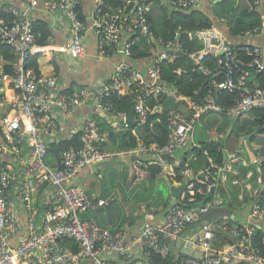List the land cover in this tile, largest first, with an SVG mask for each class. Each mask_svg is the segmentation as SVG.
Listing matches in <instances>:
<instances>
[{"label": "built area", "instance_id": "1", "mask_svg": "<svg viewBox=\"0 0 264 264\" xmlns=\"http://www.w3.org/2000/svg\"><path fill=\"white\" fill-rule=\"evenodd\" d=\"M25 1L30 9L38 4V0ZM121 1V6L111 8L108 0H98L90 24L77 12L83 0H52L47 8L62 13L68 21L72 33L66 53L73 61L85 56L86 38L91 29L103 56L110 54L111 47L113 52L130 58L131 47L145 39L157 42L159 49L152 60L144 67L123 61L114 69L108 82L101 86L84 85L56 93L57 76L45 75L27 66L39 37L33 30L30 12L15 4L5 5L0 0V43L11 45L17 56L11 74L3 71L0 74V103L7 99L6 88L13 87L15 91L8 110L4 111L1 105L0 113V264H120L106 257L105 253L119 257L126 264H135L140 259L128 246L123 230L103 228L96 221L81 219L82 213L104 207L106 200L90 198L83 187L74 184V180L82 170L118 154L105 147L108 138L100 123L84 117L80 144L58 156L49 152V144L60 140L57 136L60 118L75 114L82 106L90 105L111 113L128 126L129 113L117 111L108 100L113 94L133 93V111L141 124L149 123L153 134L157 133L156 123L149 122V117L163 110L160 99L173 96L175 92L163 80L162 64L187 54L188 50L179 35L174 40L152 37L148 17L153 0ZM170 3L176 9L191 11L199 6L200 0H170ZM257 31H247L242 37L249 38ZM189 35L203 43V48L188 53L198 69L212 75L203 60L207 55L219 56L214 78L221 74L224 78L220 82L214 79L213 83L221 90H240L241 99L225 110L210 91L201 102L189 99L186 111L169 110L166 123L170 136L162 145L147 142L137 135L135 129L132 130L138 144L129 152L136 168L146 164L145 155L160 157L185 146L193 137L195 126L208 114L226 112L230 118H236L264 107V88L247 87L244 79L250 72H243L241 77L236 72L243 66L238 55L240 50L251 56V62L245 64L252 70L263 71V46L243 45L247 47L240 48L238 43L212 29L197 30ZM152 99L157 102L154 106L148 103ZM210 162L211 167L202 173L203 177L196 178L205 186L198 188L195 181H185L184 190L170 207L165 223L148 224L142 229L139 240L144 254L140 264H264L252 245V237L260 224L258 220L264 219V209L257 199L254 203L252 200L248 215L240 218V211L246 208L244 189L251 192L252 197L260 196V188L253 187L250 182L255 179L262 184V178L256 175L262 172L260 160L233 152L223 165L212 159ZM156 164L162 168L160 177L173 173L174 169L167 160L161 159ZM241 169H246L245 176ZM182 174L188 179L191 173L184 169ZM212 174L214 181H210L209 175ZM232 190L239 192L236 201L242 205L238 206L230 199ZM227 210L235 215L234 219L225 216L207 221L205 218L209 213ZM148 218L153 215L149 214ZM158 230L164 231L171 240L182 239L183 245L201 250L202 260L193 256L180 258L181 261L170 260L174 253ZM188 231L192 234L188 235ZM217 231L227 233L231 243L223 247L216 244ZM67 238L80 244L78 252H72L64 245ZM153 254L160 257L158 262L154 261Z\"/></svg>", "mask_w": 264, "mask_h": 264}, {"label": "crops", "instance_id": "2", "mask_svg": "<svg viewBox=\"0 0 264 264\" xmlns=\"http://www.w3.org/2000/svg\"><path fill=\"white\" fill-rule=\"evenodd\" d=\"M52 0H38V4L31 9L29 8L28 3L25 0H1L2 3L5 5L15 4L24 10H28L31 14V19L33 22L39 21L42 24H45L47 28L50 30L51 36L50 38L45 41L44 43L38 42L36 43V50L31 55V58L35 57L37 59L39 71L45 75H54L58 77L56 93L59 91H70L72 89H78L79 86H101L108 82V79L114 69L123 61L132 62L129 57L124 56L123 54L116 52L109 56H103L99 53L98 44H97V37L95 36L93 30H89L86 38V54L85 56L78 61H73V58L66 53V48L71 39V29L68 24V21L65 17H63L62 13L58 11L49 10L47 5ZM166 1V0H165ZM98 0H83V3L79 9V15L84 21H87L89 24L91 23L92 19V11L95 5L97 4ZM168 2V0L166 1ZM249 0H200L199 6L195 9L199 12L201 16L207 17L212 23V30H218L223 35L228 37L229 39L234 37L228 36V32H230V19L236 13V10L239 6H248ZM167 4V3H166ZM255 5H257L259 12L262 14L263 24L261 27H256L253 31H257L256 34L249 38L244 37H235L238 38L235 40V43L238 44H251V45H260L264 47V0H256ZM170 8V6L168 5ZM222 7L229 9L228 13L223 15ZM210 30V29H208ZM251 31V32H253ZM39 37H41V33L37 32ZM231 33V32H230ZM180 39V37H178ZM5 45H9L6 43H2ZM11 46V45H10ZM41 47H45L43 50ZM12 54L14 55V59H6L3 56V52L0 49V74H11L12 67L14 62L17 59V56L14 52L13 47ZM172 60V59H171ZM195 62V61H194ZM139 67H144L147 62L137 60L132 62ZM196 64V63H195ZM174 89V87H172ZM173 96H165L169 98H174L173 103L177 102L180 103L178 108L175 110H182L185 111L188 109V100L181 99L182 97L178 96L176 90L174 89ZM7 99L0 103L3 105L4 111H7L9 105H11L10 100L13 98L15 91L13 87L6 88ZM130 94V93H129ZM127 95V94H126ZM183 100V101H182ZM165 105V104H164ZM134 119L137 121L136 125H133L130 121L128 126H125L124 122L115 115L111 113L102 111L97 109L96 107L86 105L80 107L78 111L70 115L68 117H61L59 122V129L57 136L60 139H70L72 137H77L79 140V134L81 131V123L84 117H91L94 120H97L105 135L108 138V141L105 144L107 149H110L116 153V159L112 161H102L100 164L93 166L92 168H86L82 170L77 178L74 180V184L83 187L87 193V195L92 199H105L106 205L104 206L105 210L99 212L102 215L107 226H103L97 219V215L94 216L92 221H96L101 227L111 229V230H118L121 229L125 233V238L128 246L134 252V256L140 258L142 260L144 254V247L142 242L139 240L142 229L148 225H162L165 223V217L172 206L171 199L173 198L172 193L170 191L171 186H180L185 181L194 180L201 176L207 169L201 167L198 170V174H195L194 168H190L192 164V159L195 160L197 156L191 152V146L197 145L193 139V137L200 136L202 133H197L196 131L193 134L192 139L183 147L177 148L174 153H170L166 159L169 164L172 166L173 173L164 178H158L155 180L153 184H151L146 191H144L145 186L142 183V177L138 175V169L134 166L133 163V155L129 152L131 149H127L124 146V143L121 141L127 131L129 130H136L137 135L143 139L149 141L151 137H155L153 132L150 129L148 123V129L144 127L145 124H141L138 116L134 111ZM130 114V113H129ZM216 117H220L219 113H212V118H214L215 123L212 121V125L209 128H205L204 131L206 133L209 131L210 141H219L227 147L224 151L225 155L228 158L229 153L238 152L242 157H246L248 159L251 158H259L256 156L248 141V134H243L246 130L242 128L243 126L253 125V121L245 118L242 122V126L238 129H235L236 132H232L228 135L227 130L225 127L222 128L221 121L222 119L216 120ZM235 120V119H234ZM202 123V122H201ZM203 125L206 124L205 122L202 123ZM256 125V123H255ZM78 129L77 132L73 135L74 130ZM169 131V130H168ZM111 132H113L114 136L112 137ZM133 132V131H132ZM239 134H241L239 136ZM170 136V132H169ZM202 139H200L201 141ZM207 140V139H205ZM112 145V148H109ZM114 145L116 147H114ZM177 151V152H176ZM190 153V154H188ZM188 155V157H186ZM162 157L156 154L145 155L143 158L144 161H148L151 164H156L157 161H160ZM209 156V160H210ZM184 159H187L186 161ZM212 159V158H211ZM225 159L224 162H226ZM103 162H110L105 166H101ZM186 164L189 166L187 170L190 171V177L194 175V179L183 177V182L176 181L177 176V167L181 164ZM261 164V163H260ZM244 176L246 174L244 169H241ZM182 175V174H181ZM258 177L262 178L261 174H256ZM94 177L98 178L99 182L95 184ZM170 177V178H169ZM171 179V182L169 181ZM250 182L252 183L253 187L260 188V196L263 190V180L262 184H258L257 180L251 179ZM136 185L139 187L136 189ZM122 188V193L124 192L123 200H121V204L125 199L129 198L131 201L127 203V206L130 204L131 208L129 211H120L117 207H114L111 211H108V197L109 192L112 191L110 194L111 196H117V189ZM167 187V189H166ZM137 190V194L141 197L140 200L132 199L133 194L130 195L128 192L131 189ZM49 192V190H48ZM237 193V197L235 196ZM259 196V197H260ZM259 197H252L251 192L247 189H244V202L245 204L249 201V206H246L243 210L240 211V218H245V215H248L249 209L252 207L250 203L258 201ZM239 198V192L237 190H232L230 199L236 204V199ZM170 200V206H166L165 202ZM242 205V203H241ZM153 215V218H148V215ZM259 223L264 224V219L258 220ZM197 228L200 225L196 226ZM188 235L192 233L190 231L187 232ZM66 247L70 249V246L63 242ZM71 250V249H70ZM178 254L185 255L181 253L179 250ZM174 254L178 255L177 252ZM106 257H110L115 263L126 264L122 261L119 257H115L109 253H105ZM187 256V255H186ZM189 256L188 258H191Z\"/></svg>", "mask_w": 264, "mask_h": 264}, {"label": "trees", "instance_id": "3", "mask_svg": "<svg viewBox=\"0 0 264 264\" xmlns=\"http://www.w3.org/2000/svg\"><path fill=\"white\" fill-rule=\"evenodd\" d=\"M167 1V0H166ZM165 0H153V6L152 11L149 15V23L151 26V34L152 37L155 39L162 38L164 40H174L178 35L180 37V40L183 42L185 47L188 50V53H192L195 51L200 50L203 48V43L201 40H199L196 37H191L189 34L192 32H195L197 30H208L212 28L211 21L205 17L201 16L197 10H180L176 9L172 6L170 3V0L166 2ZM256 0H249L248 6H239V8L236 10V13L230 19V32L234 37H242L247 31H253L256 29V27H261L263 24V18L262 14L259 12V9L257 5H255ZM108 3L111 8H116L122 5L121 0H108ZM167 3V4H166ZM170 6V8L168 7ZM80 7L77 9V12L79 13ZM81 18V16L79 15ZM82 19V18H81ZM83 20V19H82ZM32 27L35 32H40L41 37L38 39V42L44 43L47 41L50 36V30L47 28L45 24H42L39 21L33 22L32 21ZM135 35H132V38H134ZM253 46V45H249ZM240 48H244L247 46H239ZM0 49L3 52V56L6 59H14V55L12 54V48L10 45H5L0 43ZM157 42L151 41L147 42L145 39H141L137 43H135L131 47L132 55L130 59L132 62L141 60L144 62L151 61L156 50H158ZM116 52H113V50L110 47V54H114ZM181 55L179 58H175L172 60H169L162 64V76L163 80L166 84H168L170 87H174L176 90L178 96L182 97L181 99H192L197 100L199 102L203 101L205 97L208 95V93L211 91L214 95L217 102L220 104V106L227 110L231 108L238 100L241 99V91L238 90L236 92L227 91V90H221L217 88V86L213 83V80H217L218 82L222 81L224 78V74L219 75L214 78V74L217 71V68L219 66V56L215 55H207L204 60L203 64L207 67H209L212 70V75H206L202 71L198 69V66L195 64L193 58L188 55ZM108 55V56H109ZM238 55L241 58V61L243 62V66H240L237 68V75L238 77H241L243 75V72L249 71L250 74L245 77L244 81L247 87L253 88L255 86H260L264 88V70L259 72L256 70H252L251 67H249L245 63L251 62V56L247 55L245 51L240 50L238 52ZM27 66L34 68L36 71H39L37 59L35 57L27 60ZM179 71V72H177ZM41 73V72H40ZM212 81V82H211ZM111 104L113 105L114 109L117 111H123L127 113H131L133 111V106L135 104L134 102V95L133 93L127 94V95H117L113 94L108 99ZM174 98L164 97L160 99V102L163 106V110L160 113L153 114L149 117L150 121H155L156 123V130L157 135L154 134L155 137H151V139L147 142H156L158 144H164L169 139V131L167 128V113L171 109L178 108L179 103H173ZM183 101V100H182ZM150 106H154L157 104L156 100H149L148 102ZM165 104V105H164ZM0 113H1V105H0ZM220 117H223V120L221 121V124L228 132V135H230L235 129H239L242 126V122L245 118L249 119L250 121H253V125L243 126L242 128H245V132L243 134H248V141L249 145L253 151V153L258 156L261 164L260 167L262 169V172L260 173L262 175L263 180V190L262 194L258 199V203L264 209V107L253 109L249 112H245L242 115L236 117V118H230L226 112L225 113H219ZM212 115L204 116L202 119L209 118L210 121L207 119L204 120L206 123L205 125L210 127L213 123H215L214 118H211ZM235 119V120H234ZM216 120L218 121L219 118L216 117ZM211 122V123H208ZM203 123V122H202ZM256 123V125H255ZM146 129H148V123L144 125ZM206 133L204 131L202 135ZM112 137L114 136L113 132H111ZM200 135V136H202ZM241 134H239L240 136ZM200 136H194L193 139L196 142L197 145L191 146V152L194 153L197 158L195 160L192 159V164L190 165V168H194L195 174H198V170L201 167H204L205 169H209L211 167V162L209 160V156L212 158V161L214 163H217L219 165H223L225 161V150L227 147L225 144L219 142V141H210V140H201ZM192 139V138H191ZM121 141L124 143V146L127 149H134L136 148L138 144V138L137 136L131 131H127L125 136L121 138ZM80 144V141L78 138L72 137L70 139L62 138L59 141H55L49 144V152L53 155H60L61 152L69 149L70 147H76ZM188 153V154H190ZM188 157V155H186ZM210 158V159H211ZM185 161L187 159H184ZM189 166L186 164H181L177 167V176L176 181L183 182V170L187 169ZM138 175L143 174V177L141 179L143 185L145 186L144 191L148 189V187L155 182L160 177V173L162 171V168L160 165L157 164H151L148 161H146V164L144 166L137 168ZM246 170V169H244ZM213 171V169H212ZM182 174V175H181ZM141 176V175H140ZM210 181L215 180V176L209 175ZM172 177V176H170ZM169 177V178H170ZM171 182V179H169ZM194 181V180H192ZM198 188L205 186L204 184H201L197 181H195ZM228 205L231 204V201L229 198H227ZM170 200H167L165 202L166 206H170ZM238 206L241 205V203H237ZM252 205V203H250ZM246 206H249V201L246 204ZM243 210V209H242ZM218 238L216 239V244L220 243L221 247L228 245L231 243V238L229 235L223 231H217ZM264 224L259 226L256 229V233H254L252 237V245L255 249V253L259 254L261 258L264 260ZM64 242L70 246V249L72 252H78L81 248L80 244L74 240V239H65ZM155 255L154 261L158 262L160 260V257L157 254ZM189 256L181 255V254H173L169 257V259H176V261H181L180 258H188ZM143 259V258H142ZM141 260L135 261V264H140ZM245 264H257V263H246Z\"/></svg>", "mask_w": 264, "mask_h": 264}, {"label": "water", "instance_id": "4", "mask_svg": "<svg viewBox=\"0 0 264 264\" xmlns=\"http://www.w3.org/2000/svg\"><path fill=\"white\" fill-rule=\"evenodd\" d=\"M227 34L229 37H231V35H232L230 32H228ZM237 39L238 38H235V37L232 38V40H234V41ZM219 55H222V52L219 53ZM125 62H129V61H125ZM254 70H255V68H254ZM128 121H130L133 125L137 124V121L134 119V113H130L128 115ZM191 133H192V131H191ZM169 156H171L170 153H164L161 155L162 159H166ZM225 159H227L226 155H225ZM190 179H194V175H192L190 177ZM183 190H184V184H182L178 187L171 186L170 191H171L172 196H173V198L171 199L172 204H174L176 202V200L180 197ZM104 210H105L104 207H102L100 209H90L87 212L81 214V219L83 221H91L95 215H97L99 212H102ZM225 216H230L232 219L235 218V215L231 212V210H227L224 212H217V213H209L205 216V218L207 221H212L215 218H221V217H225ZM158 233L161 236L162 240L170 245L173 253H175V252H177V250H179L181 253H183L187 256H193L194 258H198V259L202 260L203 252L201 250H198V249L195 250L193 248L187 247L186 245H183L182 239L171 240L170 238L166 237V234L164 231L158 230Z\"/></svg>", "mask_w": 264, "mask_h": 264}, {"label": "rangeland", "instance_id": "5", "mask_svg": "<svg viewBox=\"0 0 264 264\" xmlns=\"http://www.w3.org/2000/svg\"><path fill=\"white\" fill-rule=\"evenodd\" d=\"M222 9H223V15L224 14H226V13H228V11H229V9H226V8H224V7H222ZM174 104H175V102H174ZM180 104V103H179ZM182 110H185V109H182ZM207 116V115H206ZM212 118V117H211ZM219 119H222L223 120V117H218ZM205 119H207L208 121H210V119L209 118H205ZM205 119H202L201 120V122H204V120ZM201 122H199V124H197L196 126H195V131L197 132V133H203L204 132V130H205V128H209L208 126H206L205 124L203 125ZM208 123H210V122H208ZM205 127V128H204ZM244 130H245V128H244ZM194 131V132H195ZM211 136H210V133H209V131L207 132V133H204L202 136H200L199 138L200 139H202V140H205V139H208V138H210ZM114 147H116L115 145H114ZM109 148H112V145H110V147ZM177 152V151H176ZM112 161H114V159H116V157H112V158H110ZM110 159H107V160H110ZM107 160H105V161H107ZM110 162H103L102 163V165L101 166H105L106 164H109ZM94 179H95V184H97L98 182H99V180H98V178H96V177H94ZM139 187V185H136V189ZM166 189H167V187H166ZM168 190V189H167ZM129 193H130V195L131 194H133V197H132V199H134V200H140V196L137 194V190H135L134 188L133 189H131V190H129L128 191ZM112 193V191H110L109 192V196H106V197H108V201H109V204H108V211H111L112 209H114V207H117V209L120 211V213L122 212V211H129L130 210V208H131V205L129 204L128 206H127V203L128 202H130L131 200L129 199V198H127V199H125V201L123 202V205L124 206H122V204H121V200H123L124 198H123V194H124V192L122 193V188L120 187V188H118L117 189V196H111L110 197V194ZM235 196L237 197V193H235ZM123 198V199H122ZM97 219H98V221L100 222V224H102L103 226H107L108 224L106 223V221L104 220V218L102 217V215L101 214H97ZM177 254H178V251H177Z\"/></svg>", "mask_w": 264, "mask_h": 264}, {"label": "clouds", "instance_id": "6", "mask_svg": "<svg viewBox=\"0 0 264 264\" xmlns=\"http://www.w3.org/2000/svg\"><path fill=\"white\" fill-rule=\"evenodd\" d=\"M224 36H225V35H224ZM227 38H228V37H227ZM232 41H234V40H232ZM234 42H235V41H234ZM239 45H242V46H243V45H248V46H249V45H251V44H239ZM253 46H254V45H253ZM255 70H256V69H255ZM174 110H175V109H174ZM208 115H212V114H208ZM201 120H202V119H201ZM200 122H201V121H200ZM189 178H190V177H189Z\"/></svg>", "mask_w": 264, "mask_h": 264}]
</instances>
